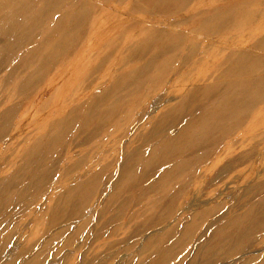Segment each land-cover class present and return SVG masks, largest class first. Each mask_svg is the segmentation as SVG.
<instances>
[{"label":"rangeland","instance_id":"1","mask_svg":"<svg viewBox=\"0 0 264 264\" xmlns=\"http://www.w3.org/2000/svg\"><path fill=\"white\" fill-rule=\"evenodd\" d=\"M262 202L264 0H0V264H264Z\"/></svg>","mask_w":264,"mask_h":264},{"label":"bare ground","instance_id":"2","mask_svg":"<svg viewBox=\"0 0 264 264\" xmlns=\"http://www.w3.org/2000/svg\"><path fill=\"white\" fill-rule=\"evenodd\" d=\"M179 1V0H178ZM180 1H182V0H180ZM172 140V139H171ZM171 140H169V141H167L165 144H161V148L160 149H165V148H168L169 149V147H170V145H171V143H172V141ZM164 143V142H163ZM154 152V151H153ZM262 203H264V202H262Z\"/></svg>","mask_w":264,"mask_h":264}]
</instances>
